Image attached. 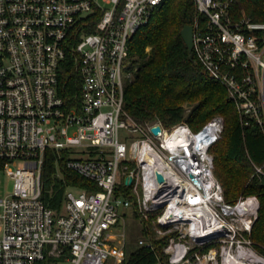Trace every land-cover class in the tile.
<instances>
[{"label":"built area","instance_id":"2783aa9c","mask_svg":"<svg viewBox=\"0 0 264 264\" xmlns=\"http://www.w3.org/2000/svg\"><path fill=\"white\" fill-rule=\"evenodd\" d=\"M164 1L0 0V264H123L129 219L141 223L134 250L153 251L155 264L264 259L253 238L259 198L228 202L215 173L224 117L194 131L186 121L141 123L125 109L130 41ZM238 2L195 0L193 52L242 124L264 131V22L238 16ZM69 52L81 80L72 105L60 93ZM47 150L101 190L68 186L51 207Z\"/></svg>","mask_w":264,"mask_h":264},{"label":"trees","instance_id":"16d2710c","mask_svg":"<svg viewBox=\"0 0 264 264\" xmlns=\"http://www.w3.org/2000/svg\"><path fill=\"white\" fill-rule=\"evenodd\" d=\"M238 16L245 15L264 22V0H239L234 6ZM195 0H165L154 12L151 22L141 28L130 41L132 80L125 94V109L141 123L161 121L172 127L182 121L197 131L215 115L225 119L223 137L212 148L215 173L221 181L228 202L241 196L256 195L261 203L253 238L264 247V177H253L250 158L264 166V131L257 125L244 126L235 105L224 87L203 69L195 52H189L183 37L185 26L196 20ZM149 49V50H148ZM60 93L70 105L80 93L81 80L69 52L60 75ZM186 106L192 109L188 113ZM66 154L47 150L43 179L53 187L50 206L60 208L68 186L99 191L97 183L66 166ZM62 178L57 177V170ZM264 253V249L260 248ZM161 255L162 252L159 251ZM157 254L147 248L129 253L123 264H155Z\"/></svg>","mask_w":264,"mask_h":264},{"label":"rangeland","instance_id":"374dc122","mask_svg":"<svg viewBox=\"0 0 264 264\" xmlns=\"http://www.w3.org/2000/svg\"><path fill=\"white\" fill-rule=\"evenodd\" d=\"M128 72V70H127ZM3 186H5V184L3 183ZM46 190L48 191V193H53L54 189L53 187L51 188H47ZM3 195V194H2ZM0 193V196H2ZM141 230V223L139 220H132L129 219L127 221V234L129 237V246H128V252H132L136 246L138 245V240L141 237V232L139 231Z\"/></svg>","mask_w":264,"mask_h":264},{"label":"water","instance_id":"95a60500","mask_svg":"<svg viewBox=\"0 0 264 264\" xmlns=\"http://www.w3.org/2000/svg\"><path fill=\"white\" fill-rule=\"evenodd\" d=\"M182 37L186 43V45L188 46V50L189 52H193V48H194V28L192 25H188L185 26L182 30ZM162 130V128L160 126H156L153 128V132L158 134L160 133ZM158 174V180L160 183L162 184H166L168 183V179L167 177L162 174V173H157Z\"/></svg>","mask_w":264,"mask_h":264},{"label":"bare ground","instance_id":"6f19581e","mask_svg":"<svg viewBox=\"0 0 264 264\" xmlns=\"http://www.w3.org/2000/svg\"><path fill=\"white\" fill-rule=\"evenodd\" d=\"M253 264H264V259L256 257L252 260Z\"/></svg>","mask_w":264,"mask_h":264}]
</instances>
